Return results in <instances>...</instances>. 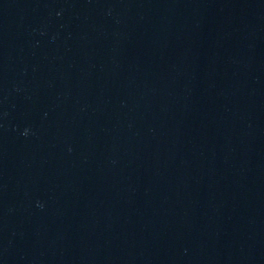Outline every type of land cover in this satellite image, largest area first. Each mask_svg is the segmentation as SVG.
<instances>
[{
    "label": "water",
    "instance_id": "1",
    "mask_svg": "<svg viewBox=\"0 0 264 264\" xmlns=\"http://www.w3.org/2000/svg\"><path fill=\"white\" fill-rule=\"evenodd\" d=\"M0 264H264V0H0Z\"/></svg>",
    "mask_w": 264,
    "mask_h": 264
}]
</instances>
